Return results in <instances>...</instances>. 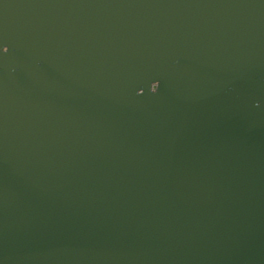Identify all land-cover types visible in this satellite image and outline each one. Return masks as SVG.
Listing matches in <instances>:
<instances>
[{
	"label": "water",
	"instance_id": "1",
	"mask_svg": "<svg viewBox=\"0 0 264 264\" xmlns=\"http://www.w3.org/2000/svg\"><path fill=\"white\" fill-rule=\"evenodd\" d=\"M0 264H264V0H0Z\"/></svg>",
	"mask_w": 264,
	"mask_h": 264
}]
</instances>
